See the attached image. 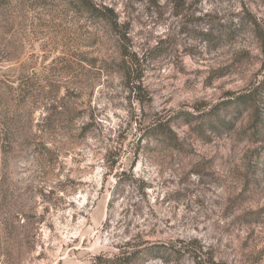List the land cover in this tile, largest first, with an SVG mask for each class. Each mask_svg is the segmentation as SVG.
<instances>
[{"label":"rangeland","instance_id":"obj_1","mask_svg":"<svg viewBox=\"0 0 264 264\" xmlns=\"http://www.w3.org/2000/svg\"><path fill=\"white\" fill-rule=\"evenodd\" d=\"M261 83L264 0H0V264H264Z\"/></svg>","mask_w":264,"mask_h":264},{"label":"trees","instance_id":"obj_2","mask_svg":"<svg viewBox=\"0 0 264 264\" xmlns=\"http://www.w3.org/2000/svg\"><path fill=\"white\" fill-rule=\"evenodd\" d=\"M86 11H88L90 13H93V14H97V13L99 14L100 13V16L103 19H108L109 18L108 14L102 12L101 9H99V8H95V7L89 8V6L86 5ZM261 84H264V83H261ZM256 90H257V88H256ZM233 100H234V102L236 103L237 106H245V105H248V104H251L252 105V103L254 101V98L252 97V95H244L243 94V95L237 96ZM164 137L167 140L172 139L171 136L167 132L164 133ZM171 249H168V248L162 249L161 247H158L157 251L158 252H161L162 251L165 254L166 253H168V254H174V253H176V250H174L173 248H171ZM149 252L150 251H147V250H143V251H140L138 253L137 252H132L130 256L123 257L122 259L124 261H126V264H131V263H133L135 261H138L140 259L141 255H146ZM148 255H150V253Z\"/></svg>","mask_w":264,"mask_h":264}]
</instances>
